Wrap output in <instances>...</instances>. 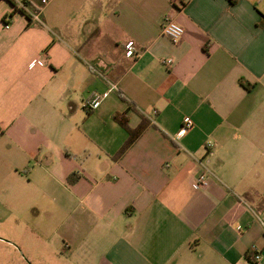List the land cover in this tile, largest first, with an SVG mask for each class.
<instances>
[{
  "label": "crops",
  "instance_id": "1",
  "mask_svg": "<svg viewBox=\"0 0 264 264\" xmlns=\"http://www.w3.org/2000/svg\"><path fill=\"white\" fill-rule=\"evenodd\" d=\"M21 1L0 0V223L59 264H264V0H48L43 24ZM126 110L151 125L116 160Z\"/></svg>",
  "mask_w": 264,
  "mask_h": 264
},
{
  "label": "built area",
  "instance_id": "2",
  "mask_svg": "<svg viewBox=\"0 0 264 264\" xmlns=\"http://www.w3.org/2000/svg\"><path fill=\"white\" fill-rule=\"evenodd\" d=\"M189 0H171V3L176 6L182 8L186 2ZM48 2V0H41L40 4H31L26 0H22L20 3V7L23 11V13L27 16L30 23H38L43 24L44 21L42 19V13L45 4ZM9 18L6 17V26L9 27V24L7 22ZM161 32L163 35L167 36L173 43H179L181 39L184 36L185 28L182 24L179 22L173 20V19H165L162 23ZM137 54V47L133 40H130L126 43V55L129 57H133ZM173 63L172 59H167L165 64L166 66H171ZM95 70V69H94ZM117 90V86L114 83H110V85L107 87V89L100 93H95L93 98L89 100L86 103L87 108L89 109H97L102 100L109 96V94L113 91ZM193 120L191 117L186 116L184 118V124L182 125L181 129L178 131L177 136L181 137L184 135L192 126H193ZM213 142H208L206 147L208 149V153H211V148L213 147ZM209 172L203 171L201 172L197 178L195 179L193 186L196 189L204 188L208 186L209 184ZM261 224L264 230V219L261 220ZM248 256L250 260L256 264L260 263L261 260V252L257 248V245H252L250 248V251L248 253Z\"/></svg>",
  "mask_w": 264,
  "mask_h": 264
},
{
  "label": "rangeland",
  "instance_id": "3",
  "mask_svg": "<svg viewBox=\"0 0 264 264\" xmlns=\"http://www.w3.org/2000/svg\"><path fill=\"white\" fill-rule=\"evenodd\" d=\"M30 215L32 218V213ZM35 247L41 252L43 247L48 246L43 239L32 236L29 223L19 220L18 227H13L10 222L0 223V264H48L49 261L59 264L60 259L55 255H51L50 260L48 254L33 255ZM32 256L37 259L33 263Z\"/></svg>",
  "mask_w": 264,
  "mask_h": 264
},
{
  "label": "trees",
  "instance_id": "4",
  "mask_svg": "<svg viewBox=\"0 0 264 264\" xmlns=\"http://www.w3.org/2000/svg\"><path fill=\"white\" fill-rule=\"evenodd\" d=\"M261 25L264 26V16L262 17ZM126 100V99H124ZM132 109L136 112H139L135 103L132 101H127ZM129 107V108H130ZM141 117L140 123L136 127H131L129 123L128 110L124 112H116L114 119L118 122L128 133V138L125 143L122 145L120 150L114 155V159L118 160L135 142L136 140L144 133V131L151 125L150 119H148L144 114L139 113ZM79 178V174L74 173L68 177L70 182H75Z\"/></svg>",
  "mask_w": 264,
  "mask_h": 264
}]
</instances>
